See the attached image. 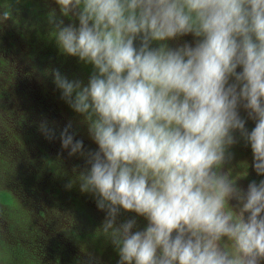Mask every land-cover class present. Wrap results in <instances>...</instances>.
<instances>
[{
    "label": "clouds",
    "instance_id": "1",
    "mask_svg": "<svg viewBox=\"0 0 264 264\" xmlns=\"http://www.w3.org/2000/svg\"><path fill=\"white\" fill-rule=\"evenodd\" d=\"M52 3V41L90 72L46 74L97 147L72 121L59 140L117 264H264V179L230 167L242 140L264 178V0Z\"/></svg>",
    "mask_w": 264,
    "mask_h": 264
},
{
    "label": "trees",
    "instance_id": "2",
    "mask_svg": "<svg viewBox=\"0 0 264 264\" xmlns=\"http://www.w3.org/2000/svg\"><path fill=\"white\" fill-rule=\"evenodd\" d=\"M54 7L52 0H0V18L8 16L0 23V264H117L97 230L105 213L76 184L85 160L69 156L59 140V130L72 121L85 151L97 147L46 74L55 68L86 82L90 72L52 41L46 18ZM45 122L57 129L56 139L39 131ZM232 152L239 185L264 179L242 140Z\"/></svg>",
    "mask_w": 264,
    "mask_h": 264
},
{
    "label": "rangeland",
    "instance_id": "3",
    "mask_svg": "<svg viewBox=\"0 0 264 264\" xmlns=\"http://www.w3.org/2000/svg\"><path fill=\"white\" fill-rule=\"evenodd\" d=\"M239 186H240L241 188L245 189V190L247 189V186H245V185H242V184H241V185H239Z\"/></svg>",
    "mask_w": 264,
    "mask_h": 264
}]
</instances>
